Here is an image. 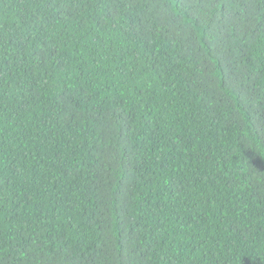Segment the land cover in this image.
I'll return each mask as SVG.
<instances>
[{"label": "trees", "instance_id": "obj_1", "mask_svg": "<svg viewBox=\"0 0 264 264\" xmlns=\"http://www.w3.org/2000/svg\"><path fill=\"white\" fill-rule=\"evenodd\" d=\"M0 264H264V0H0Z\"/></svg>", "mask_w": 264, "mask_h": 264}]
</instances>
